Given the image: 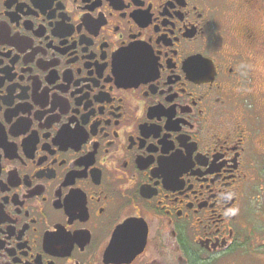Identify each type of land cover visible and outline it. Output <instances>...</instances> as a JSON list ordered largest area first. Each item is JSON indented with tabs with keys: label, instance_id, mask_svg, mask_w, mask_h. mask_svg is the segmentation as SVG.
<instances>
[{
	"label": "flooded vegetation",
	"instance_id": "af4514ba",
	"mask_svg": "<svg viewBox=\"0 0 264 264\" xmlns=\"http://www.w3.org/2000/svg\"><path fill=\"white\" fill-rule=\"evenodd\" d=\"M260 77L264 0H0V264H257Z\"/></svg>",
	"mask_w": 264,
	"mask_h": 264
},
{
	"label": "rangeland",
	"instance_id": "374dc122",
	"mask_svg": "<svg viewBox=\"0 0 264 264\" xmlns=\"http://www.w3.org/2000/svg\"><path fill=\"white\" fill-rule=\"evenodd\" d=\"M263 78H259L255 87L256 92L264 91ZM257 104H264V97H257ZM259 108V107H258ZM261 109V108H260ZM259 112L260 115L264 116V109ZM259 122V120H258ZM258 126V125H257ZM257 173L253 182L254 188L251 191H247L248 203L246 206V218L244 221H248V228L243 232V235L251 236V250H257V252H264V163L256 164ZM246 223V222H244ZM257 264H264V255L256 256Z\"/></svg>",
	"mask_w": 264,
	"mask_h": 264
}]
</instances>
